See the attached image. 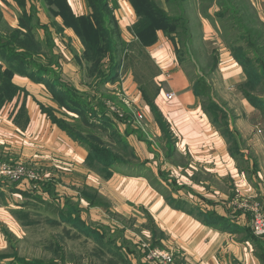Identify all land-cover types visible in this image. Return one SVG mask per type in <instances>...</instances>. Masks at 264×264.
Here are the masks:
<instances>
[{
	"label": "rangeland",
	"instance_id": "1",
	"mask_svg": "<svg viewBox=\"0 0 264 264\" xmlns=\"http://www.w3.org/2000/svg\"><path fill=\"white\" fill-rule=\"evenodd\" d=\"M2 1L7 21L3 19L5 22L3 27L15 26L21 8L15 0ZM197 1L185 0L190 24L181 23L179 28L181 31L185 30L182 33H186L185 28H187L191 48L180 51L182 57L180 64L186 63L185 65L188 66L189 79L200 78L205 80L207 85L209 83L214 85L215 94L203 100L204 106L210 110L214 106L208 104L212 98L226 110L228 127L230 128L229 125L233 123V128L227 130L235 133L236 136L241 135L242 140L245 139V144L253 148L254 155L263 168L260 172L264 174V156L261 154V151L264 153V141L255 134L258 113L255 109L248 108L249 111H247L239 98L237 87L235 90L227 88L229 85L237 84H230V77L227 78L220 70L224 57L229 56L225 45L233 39L230 37L232 22L226 19H223V22L219 21L221 40L211 24L206 20L202 23L198 19L197 9L190 6L189 3H197ZM253 1L255 5L250 7V10L244 9L251 18L250 24H257V32H263L264 36V5L261 0ZM235 2L242 4L245 0H235ZM42 9H40L42 20L50 21L49 12L44 9L46 17ZM207 9L216 21L221 20L222 17L215 14L216 5ZM219 9L220 7L218 11ZM200 30L205 37L203 43H200ZM53 32H57V27L53 29ZM238 42L244 46L243 39ZM62 43L67 49H71L70 46L74 47V42L66 37H63ZM250 50L251 56L260 60L261 52H256L255 47H251ZM40 56L38 60L34 59L35 63L45 64L47 58ZM215 57L216 65L212 66V59L214 60ZM194 60L197 61L198 67ZM260 64L262 66V63ZM57 65L54 62L51 63V67L53 66L54 69L58 67L55 70L60 72V66ZM15 75L26 77V80L16 78L14 84L19 90L12 98L4 100L11 101L22 94V98L18 99L15 107L9 111V117L11 116L12 123L19 130L24 131L30 121V107L33 106L32 114H38L39 124L30 141L20 139L18 143H14V146L20 148L25 155H21L20 151L19 154L9 155L4 149L5 146L11 145V143L8 145L7 141L12 140L9 136L13 135L8 133L12 131V128L9 125L1 126L0 124L2 129L6 128L4 132H0V142H3L0 146H4L3 149L0 148V161L22 170L18 179L0 176V264H37V262L41 264H148L146 255L149 248L169 249L153 243L154 238L164 237V232L158 228L148 211L149 205H145L152 198L155 202L158 195L150 193L149 197L144 199V205L138 203L139 197L149 186L156 189L166 203H181L180 199L167 198L174 189L172 185L156 182L148 184L145 178L146 176L151 178L156 174L159 166L166 171L168 165L163 160L170 158L167 155L169 150L165 147L164 135L155 124L153 116L151 113L144 115V102L140 95L139 99L136 97L139 92L134 88L126 89L123 86L119 88L117 83L110 89H95V86H90L89 89H93L94 94L91 92L89 94L94 96L96 105L97 102L103 104L115 116V118H109L114 128L111 126L102 132L101 127L89 129L83 126L77 114L56 103L52 99V92L43 81H35L27 75L18 73ZM63 81L71 84L70 79L64 78ZM82 81L83 86L76 90L80 93H88L89 89L85 85L93 82V78L88 75L86 69L83 72ZM258 86L257 91L252 93L255 96H264L263 85ZM100 95L103 98L99 97ZM144 105L146 106V103ZM218 117L216 118L218 123L225 122L221 116ZM53 121L57 123L59 121L63 126L76 130L78 136L88 143L91 141L98 148H104L105 152L114 151L119 155L117 160H121V163L110 164L104 168L99 167L90 156L88 145L74 139ZM98 121L102 123V119H97L95 122ZM225 129L223 127V131ZM109 134L114 135L115 138L109 140ZM94 135L99 141L91 140ZM231 137L229 136V140ZM30 142H35L37 146L35 151H33L34 147L28 144ZM236 142V139L235 141L233 139L229 144L234 156L238 157L239 151L237 152L235 147L243 148L244 145L240 141ZM39 145L57 147V151L53 156L46 155L40 152ZM96 157L99 156L96 154ZM164 173L167 175L166 172ZM131 177H142L141 180L146 183L131 182ZM123 178L126 181L119 183L118 181ZM46 204L58 208V212H54L52 208L48 209ZM253 206L260 207L258 202H255ZM79 220L82 223L79 224ZM83 226H89L92 229L91 232H84ZM169 250L174 251L176 263L179 264L176 251ZM151 264L155 263L151 262Z\"/></svg>",
	"mask_w": 264,
	"mask_h": 264
},
{
	"label": "crops",
	"instance_id": "2",
	"mask_svg": "<svg viewBox=\"0 0 264 264\" xmlns=\"http://www.w3.org/2000/svg\"><path fill=\"white\" fill-rule=\"evenodd\" d=\"M156 1L166 8L164 0ZM205 1L198 0L197 3L189 4L197 9L198 19L202 23L205 20L209 22L222 40L219 21L223 22L224 18L216 21L208 9L202 8L201 3L203 2L204 6ZM261 1L264 5V0ZM25 2L27 10L31 6L34 7L35 16L33 19L36 17L40 24L46 26L45 28H38L36 36L44 40L47 33H49L52 40V54L58 56L62 80L64 78L70 79L71 86L75 88L82 87V75L86 68L80 66L76 61V56L80 57L84 49L80 37L72 27L63 24L59 15L53 16L50 13L44 0H25ZM66 2L75 16L89 13L85 0H66ZM2 3L3 1L0 0L3 24L6 18ZM186 4L184 2L185 16L189 21ZM245 4L248 10L255 5L253 0H245ZM109 5L117 20L120 36L126 47L122 54L118 78L101 88L110 89L116 83L119 88L122 86L126 89L134 88L139 92L136 97L139 99L140 95L144 104L146 103V106L143 104L144 115L151 113L155 124L160 128L151 109L150 103H152L174 138V153L169 160H163L168 165L166 171H163L159 164L157 165L159 167L156 174L152 175L151 178L147 176L145 178L148 180V184L156 182L172 185L174 189L167 195V198L180 199L181 203H166L164 197L151 186L146 187L139 197L140 201L138 203L145 204L143 201L149 197L150 193L158 195L155 202L152 198L145 204L149 205L148 211L153 216L158 228L164 232V237L154 238L153 243L156 246L161 245L174 249L179 257V264H264V237L258 236L259 246L263 250L261 257L257 254L254 240L251 237L248 238L251 231L249 221L252 217L254 203L258 202L264 211V174L260 172L262 166L259 159L254 155L253 148L245 144V139L242 140L241 135L238 136V140L244 146L243 148L242 146L239 147V156L234 157L229 151L228 141L222 134L221 129L211 122L204 110V99L196 94L198 78L194 80L188 78L187 73L190 70L185 65L186 63L180 64L182 61L178 57V48L184 51L190 50L189 41L187 44L179 41L176 43L166 37L163 32L158 31L156 42L151 46L141 48L132 31L133 25L138 20V15L130 0H110ZM212 5L216 4L213 2L210 6ZM42 8L49 12L50 21L42 20L40 15V9ZM216 8L217 12L219 7L216 5ZM44 9L42 10L44 11ZM46 12L44 11L45 15ZM15 23L17 24L11 28L17 27L18 19ZM55 27H57L56 33L53 32ZM230 32L232 35L230 37L236 40L232 42V45L239 46V29L235 26L231 28ZM202 33L200 30V43L205 40ZM63 37L71 39L74 42V47L70 46L71 49H67L62 43ZM243 45L248 48L244 40ZM225 47L229 51V56L224 57L220 70L227 78L230 77V84H237L236 86L229 85L227 88L235 90L237 87L239 98L247 111L251 109L257 111L258 123L255 125V134L259 135L264 141V111L244 96L240 86L247 78L246 72L233 57L230 45L227 43ZM139 55H141L140 59ZM195 63L198 67L197 61ZM55 69H58V67H55ZM16 78L26 80V77L22 78L14 75L12 78L13 83ZM208 85L207 95L210 97L215 94V88L213 84L209 83ZM85 86L88 89L90 88L88 85ZM87 92L94 94L93 89H89ZM168 93H172L173 96L167 98L166 94ZM99 97L103 98L101 95ZM21 98L22 94L17 99L6 100L0 105L1 126L9 125L12 128V131L8 132L13 135L9 136L12 140L7 141V144L10 145L9 143H11V145L3 146L9 155L19 154V151L21 155H25L20 148L14 146V143H18L20 139L30 141L34 130H37L39 124L38 114H32L33 106L30 107V121L24 131L19 130L12 123L11 116L9 117L10 114L8 113L15 107L18 99ZM92 102H94V99H92ZM104 107L105 112L102 113L105 116L103 117L99 111L95 119H102L101 127L107 130L110 128V121L107 119L110 117L115 118V116L109 111V108ZM97 123H100V121ZM1 126L0 132H4L6 128L2 129ZM229 126L232 129L233 123ZM28 144L34 147L33 151L37 149L35 142ZM39 146H41L40 152L46 155L53 156L57 151V147ZM3 147L0 146L1 149ZM261 154L264 156L262 151ZM246 166L248 167L246 168ZM141 178L134 177L130 181L146 183ZM124 181H126L125 178L120 179L118 182ZM190 209L193 213L189 212ZM207 212L213 213L215 218H218L216 222H204L203 217ZM204 218L206 219V217ZM147 263L151 264V261Z\"/></svg>",
	"mask_w": 264,
	"mask_h": 264
},
{
	"label": "trees",
	"instance_id": "3",
	"mask_svg": "<svg viewBox=\"0 0 264 264\" xmlns=\"http://www.w3.org/2000/svg\"><path fill=\"white\" fill-rule=\"evenodd\" d=\"M15 1L21 8L17 27L7 28L6 26V28H4L2 24V14L0 12V103L2 104L5 99L12 98L19 90L18 86L12 82L13 76L16 73L27 75L35 81H43L52 92V99L61 107H65L67 110L77 114L83 126L89 129L101 127L100 123L95 122L97 120L95 117H97L99 111L103 117L105 116V114L102 113L105 112L104 105L99 102H97L98 104L96 105V101L92 102L94 96H91L89 93H80L75 87L62 80L60 72H56L57 70H55L53 66L51 67V63L53 62L59 66V61L58 56L52 54V40L49 33H47L44 40L36 36L37 29L40 27L43 28L44 25L40 24L36 17L33 19L35 16L34 7L31 6L27 10L25 7V0ZM44 1L48 5L50 13L53 16L59 15L62 18L63 24L72 27L80 37L84 49L80 57L76 56V61L80 66H84L88 75L93 78V82L87 85L89 87L95 86V89H100L103 85L113 82L118 77L122 54L126 46L121 39L119 25L109 5L110 0H85L89 8V13L81 16H75L72 13L66 0ZM164 1L166 8L162 7L156 0H130L138 15V20L133 25L132 31L138 40L139 47L145 48L154 44L157 40L158 31L163 32V34L173 42L177 43V41H179L187 44L189 32L187 33L188 30L185 28L186 33H182L185 30L181 31L179 28L181 23H185L186 25L189 24L185 16V0ZM206 2H208L207 5ZM213 2L220 7L219 11L215 14L220 18L226 19L228 22L231 21V28L238 26L240 39H243L247 43L248 48L242 45L233 46L232 42L236 40L232 39V41H230L228 39V44L233 51V57L242 65L247 75L246 80L241 84L240 88L244 96L249 99L251 103L264 111V97L255 96L252 93L257 91L259 84H262L264 89L263 32H257V24H250L251 18L248 17L249 15L246 14L244 9L246 8L247 10L245 2L241 4L234 0H206L204 6L203 2L201 6L203 9H207ZM59 28L61 29V27ZM260 37L261 39H259ZM183 38L185 39L183 40ZM186 38L187 41H185ZM251 47H255L256 52H261L262 56L260 60L251 56ZM180 51L182 50L178 48V57L181 59ZM40 55H42L44 59L47 58L45 64L39 62L35 63L34 59L38 60V57H41ZM216 61V57L214 60L212 59V66L216 65ZM260 63H262V66H260ZM207 91L208 85L206 81L198 78L196 82V94L206 100V97L210 98L207 95ZM150 104L153 115L164 135L163 138L166 141L165 147L169 150V154L167 155L170 158L174 153V138L156 107L152 103ZM208 104L214 106L211 107L210 110L204 106V110L208 114L211 122L217 128L221 129L228 144L230 140L233 139L239 142L238 135L236 136L235 133L228 131L230 128L226 120L228 119L226 110L212 98L209 100ZM218 116H221L225 122L223 121L224 123L221 124L218 123L216 121V118H219ZM57 124L74 139H78L82 143L88 145L90 156L99 167L102 166L104 168L110 164L121 163V160H117L119 155L114 151L108 150L105 152L104 148H98L91 141L88 143L82 137L78 136L76 130H71L63 126L59 121ZM111 126L113 127L114 124L110 121V127ZM223 127L226 128L224 131ZM101 131L105 132L106 130L102 129ZM229 136H232L230 140ZM114 138V135H108L109 140H113ZM91 140L95 142L99 141L98 137L95 135ZM235 148L238 152L239 147L237 146ZM229 151L234 156L230 144ZM96 154L99 157H96ZM46 207H48V209L52 208L51 210L54 209V212H58V208L54 206L52 207L46 204ZM189 212L193 213L192 209H190ZM204 217H206V219ZM204 217L205 223H214L218 219L215 218L211 212H207ZM78 222L79 224L82 223L80 220ZM82 230L84 232H91L90 230L92 229L87 226ZM250 235L248 238L251 237V239L254 240L257 254L261 257L263 250L262 247L259 246V238L251 231ZM37 264L41 263L37 262Z\"/></svg>",
	"mask_w": 264,
	"mask_h": 264
},
{
	"label": "built area",
	"instance_id": "4",
	"mask_svg": "<svg viewBox=\"0 0 264 264\" xmlns=\"http://www.w3.org/2000/svg\"><path fill=\"white\" fill-rule=\"evenodd\" d=\"M167 97L171 98L172 94H167ZM21 174V169L4 164L0 161V176L18 179ZM250 228L256 236L264 237V212L260 207L253 206L252 208ZM146 259L155 264H177L174 251L157 247L148 249Z\"/></svg>",
	"mask_w": 264,
	"mask_h": 264
}]
</instances>
